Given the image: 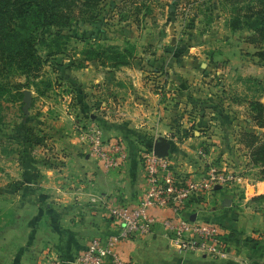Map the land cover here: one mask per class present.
<instances>
[{
  "label": "rangeland",
  "instance_id": "obj_1",
  "mask_svg": "<svg viewBox=\"0 0 264 264\" xmlns=\"http://www.w3.org/2000/svg\"><path fill=\"white\" fill-rule=\"evenodd\" d=\"M98 10V18L62 29L63 52L49 56V48L38 45L45 65L37 78L0 74V264L28 247L26 233L39 201L52 203L54 182L72 179L68 167L74 163L65 156L74 150L70 138L78 122L95 120L107 136L116 130L139 154L158 130L135 122L166 118L161 131L179 143L177 153L195 151L194 138L205 136L202 145L219 152L211 162L228 165L249 183L264 179L263 168L250 162L244 136L262 135L251 104L264 101V58L258 55L264 35L234 28L233 9L224 0H105ZM57 31L48 28L47 35ZM112 50L127 63L114 66ZM25 89L32 91L28 115ZM188 153L180 167L198 158Z\"/></svg>",
  "mask_w": 264,
  "mask_h": 264
},
{
  "label": "crops",
  "instance_id": "obj_2",
  "mask_svg": "<svg viewBox=\"0 0 264 264\" xmlns=\"http://www.w3.org/2000/svg\"><path fill=\"white\" fill-rule=\"evenodd\" d=\"M104 117L112 120L109 112ZM148 118L149 121L145 123L137 122V118H134L137 120L135 126L148 130L155 126L158 131H152L156 135L154 141L162 136L167 137L171 142L170 153L174 152L177 163L179 159L185 158L182 154L189 156L188 152L197 157V148L195 151L187 148V151L177 153L179 144L171 140L169 131H161L164 128H161L162 124L167 122L166 118H163V122L159 117L153 118L149 115ZM109 133V136H113L117 131L111 130ZM260 133L264 139V128L260 129ZM205 139V136L199 135L194 138L199 146ZM70 143L74 150L68 148L65 159L73 160L72 165H75L68 167V174L71 173L72 179L64 177L65 179L58 180L59 184L54 182L55 188L51 191L52 203L47 202L44 205L39 201V213L33 220L34 227L26 233L27 237L30 234L28 247L15 255H5L7 260L4 264H47L49 259L56 257L71 262L93 238L107 239L120 231L109 216V210L97 202L99 197L109 195L130 205L138 203L144 190V172L137 146L133 142L130 141L127 145L129 157L125 165L109 172L103 171L89 156L88 148L76 129ZM186 143L187 141L184 147ZM216 148L215 145L210 146L209 161L217 160L219 152ZM78 151L83 157L75 155ZM246 158L248 161V156ZM76 163H82L84 167L79 168ZM201 164L197 158L181 167L190 171L199 168ZM46 183V179L41 178L40 186L47 188ZM226 199H229V205L225 203ZM190 205L194 207L196 204L191 202ZM196 211L197 217L217 222L224 227V240L227 245L225 255L213 258L201 256L194 251L181 253L165 237L159 224L150 234L134 236L123 242L121 254L133 264H264V179L255 178L253 183H249V178L246 177L240 184L217 189L202 199ZM158 214L163 216L161 212ZM11 230L18 231L16 225ZM20 234L19 238H23L25 233L21 231ZM34 236L38 237V242L31 241ZM1 250L2 247L0 252Z\"/></svg>",
  "mask_w": 264,
  "mask_h": 264
},
{
  "label": "built area",
  "instance_id": "obj_3",
  "mask_svg": "<svg viewBox=\"0 0 264 264\" xmlns=\"http://www.w3.org/2000/svg\"><path fill=\"white\" fill-rule=\"evenodd\" d=\"M75 128L89 156L103 171L121 169L125 165L129 149L123 138L107 136L95 120L78 122ZM141 148L139 160L144 172V190L138 203L130 205L109 195L97 199L109 210V216L120 231L107 239L93 238L71 262L56 257L47 264H133L121 254V244L134 236L150 234L157 224L181 253L194 251L213 258L225 255L224 227L197 217L196 209L217 186L240 184L245 177L228 165L209 161V150L204 145L196 150L201 166L190 171L182 169L172 153L160 157L152 146ZM191 202L196 205L193 207ZM159 212L163 213L162 217Z\"/></svg>",
  "mask_w": 264,
  "mask_h": 264
},
{
  "label": "trees",
  "instance_id": "obj_4",
  "mask_svg": "<svg viewBox=\"0 0 264 264\" xmlns=\"http://www.w3.org/2000/svg\"><path fill=\"white\" fill-rule=\"evenodd\" d=\"M103 1L105 0H0V74L18 71L27 79L37 78L45 65L38 45L49 48V56L63 52L65 49L61 48L59 41L64 37L62 29L98 18V9ZM224 1L233 9L231 24L234 28L247 26L255 34L264 35V0ZM51 27L58 28L52 37L47 35V29ZM111 49L115 47L112 46ZM112 51L114 66L127 63L123 53ZM258 55L264 58V51ZM251 108L257 125L264 128V101H254ZM244 134L250 139L247 143L250 162L253 166L262 167L261 173H264L263 136L249 132Z\"/></svg>",
  "mask_w": 264,
  "mask_h": 264
},
{
  "label": "water",
  "instance_id": "obj_5",
  "mask_svg": "<svg viewBox=\"0 0 264 264\" xmlns=\"http://www.w3.org/2000/svg\"><path fill=\"white\" fill-rule=\"evenodd\" d=\"M24 93V101L25 105L23 107V111L26 115L29 113V107L31 106L32 103V91L30 89H25L23 91ZM151 146L153 147L154 152L160 156V157H165L170 154L171 150V142L167 137H159L157 140H155ZM222 186H217L216 189H220ZM225 203L229 205V199H226ZM195 217H192L194 219Z\"/></svg>",
  "mask_w": 264,
  "mask_h": 264
}]
</instances>
